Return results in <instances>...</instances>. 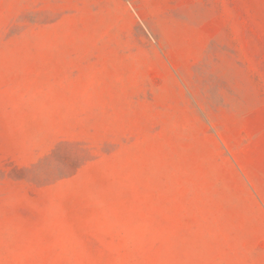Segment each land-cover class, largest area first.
<instances>
[{
    "label": "rangeland",
    "instance_id": "374dc122",
    "mask_svg": "<svg viewBox=\"0 0 264 264\" xmlns=\"http://www.w3.org/2000/svg\"><path fill=\"white\" fill-rule=\"evenodd\" d=\"M0 264H264V0H0Z\"/></svg>",
    "mask_w": 264,
    "mask_h": 264
}]
</instances>
